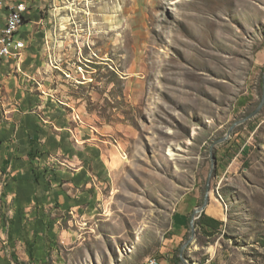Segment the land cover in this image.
<instances>
[{
	"label": "rangeland",
	"instance_id": "obj_1",
	"mask_svg": "<svg viewBox=\"0 0 264 264\" xmlns=\"http://www.w3.org/2000/svg\"><path fill=\"white\" fill-rule=\"evenodd\" d=\"M41 17L35 67L48 68L50 95L80 125L79 141L91 137L96 198L74 220L48 210L49 223L25 235L0 215V260L183 264L210 146L262 99L264 0H50ZM20 57H11L16 72ZM213 152L209 204L183 257L264 264V104ZM202 213L218 230L197 224ZM179 214L182 240L172 228Z\"/></svg>",
	"mask_w": 264,
	"mask_h": 264
},
{
	"label": "crops",
	"instance_id": "obj_2",
	"mask_svg": "<svg viewBox=\"0 0 264 264\" xmlns=\"http://www.w3.org/2000/svg\"><path fill=\"white\" fill-rule=\"evenodd\" d=\"M18 2L28 7L17 34L24 42L21 72L15 71V58L0 64V215L13 221L12 228L19 235H25L37 225L49 223L50 209L56 208L59 215L68 213L62 222L74 220L75 213L87 214L96 198L91 188L97 184L92 179L95 164L91 137L80 142V125L50 95L55 86L48 83L52 81L48 68L39 74L35 67L39 61L34 45L41 40L35 25L45 22L41 12L50 0H0V25L9 8ZM45 85L47 89L41 94L38 90ZM71 131L79 144L73 143ZM49 153L51 160L47 159ZM59 153L67 158L49 166ZM186 227V216L177 215L172 227L176 239H183ZM5 263L0 260V264Z\"/></svg>",
	"mask_w": 264,
	"mask_h": 264
},
{
	"label": "built area",
	"instance_id": "obj_3",
	"mask_svg": "<svg viewBox=\"0 0 264 264\" xmlns=\"http://www.w3.org/2000/svg\"><path fill=\"white\" fill-rule=\"evenodd\" d=\"M28 7L25 4H13L5 16L4 23L0 25V34H12V42L10 44H4L0 46V50L4 51V58H0L1 62L6 58L19 57L21 50L24 48V42L17 38V34L25 23V12ZM15 42H22V49H15ZM147 264H160L158 260L154 258L147 259Z\"/></svg>",
	"mask_w": 264,
	"mask_h": 264
},
{
	"label": "water",
	"instance_id": "obj_4",
	"mask_svg": "<svg viewBox=\"0 0 264 264\" xmlns=\"http://www.w3.org/2000/svg\"><path fill=\"white\" fill-rule=\"evenodd\" d=\"M263 88H264V76H263ZM264 104V91H263V95H262V99L259 102L258 106L250 113L248 114L246 117L235 121L228 129L227 133L225 134L224 137L214 141L212 143V145L210 146V160H211V167H210V171L207 177V185H206V190L204 193V197H203V202L200 206L196 207L193 212H192V216L190 219V231L191 234L189 236V238L186 240V242L184 243V245L181 248L180 251V260L183 262V264H189V262L183 257V249L190 244L193 240H194V236H195V225H194V220L196 219V214L201 213L205 210L206 206L209 204V200H210V186H211V177L213 175V171L215 169L216 166V157L214 155V147L217 144H220L222 142H224L232 133V131L234 130V128L240 124H243L244 122H246L247 120L251 119L252 117H254L255 115H257L260 111V109L262 108Z\"/></svg>",
	"mask_w": 264,
	"mask_h": 264
},
{
	"label": "trees",
	"instance_id": "obj_5",
	"mask_svg": "<svg viewBox=\"0 0 264 264\" xmlns=\"http://www.w3.org/2000/svg\"><path fill=\"white\" fill-rule=\"evenodd\" d=\"M25 22V20H24ZM198 225H200V227L202 229H205L206 227H209L213 230H218L219 226L222 224L221 221L216 220L214 218H211L209 216H205L203 213L200 215V218L197 222Z\"/></svg>",
	"mask_w": 264,
	"mask_h": 264
},
{
	"label": "bare ground",
	"instance_id": "obj_6",
	"mask_svg": "<svg viewBox=\"0 0 264 264\" xmlns=\"http://www.w3.org/2000/svg\"><path fill=\"white\" fill-rule=\"evenodd\" d=\"M16 4H25V2H19ZM11 42L12 34H0V46H4V44H10ZM15 49H22V42H15ZM0 58H4L3 50H0Z\"/></svg>",
	"mask_w": 264,
	"mask_h": 264
}]
</instances>
